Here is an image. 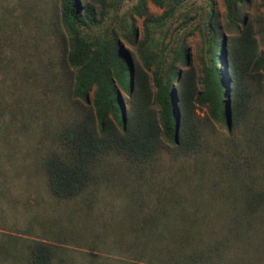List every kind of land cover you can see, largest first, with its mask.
I'll list each match as a JSON object with an SVG mask.
<instances>
[{
    "label": "trees",
    "instance_id": "1",
    "mask_svg": "<svg viewBox=\"0 0 264 264\" xmlns=\"http://www.w3.org/2000/svg\"><path fill=\"white\" fill-rule=\"evenodd\" d=\"M108 1L57 0L47 23L59 36V48L58 42L54 45L63 86L74 100V111L53 133L58 146L40 161L48 189L57 197L76 194L89 183L92 167L104 153L114 152L153 171L165 152L169 159H180L167 166L176 175L165 174V182H172L173 191L189 185L190 199L175 201L167 185L162 207L151 215L155 230L144 236L143 245H132L138 256L148 260L146 264H264V188L244 181L251 177L250 161L256 153L252 151L264 150V106L256 96L260 84L251 83L257 65L264 64V51H256L258 33L245 15L240 16V0H225V25L233 30L227 36L209 11L198 75L182 44L168 62L160 55L153 33L163 30L168 8L144 18V36L137 41L134 23L124 24L122 35L136 45L141 64L132 61L112 30L105 38L91 37L88 31L99 24ZM219 50L224 71L217 66ZM179 63L186 67L181 69ZM197 104L205 108L204 118L195 112ZM221 121L228 132L242 135L241 143L232 136L224 141L228 152L205 138V132ZM196 169L201 170L198 183L203 185L197 180L187 183L190 174L197 175ZM203 169L208 172L205 177ZM204 195L210 199L198 209V197ZM189 207L191 214H200L190 217ZM201 212L213 214L205 220ZM163 214L168 221L154 222ZM206 230L213 231L209 241L203 236ZM25 246V263L51 264L50 243L34 239Z\"/></svg>",
    "mask_w": 264,
    "mask_h": 264
},
{
    "label": "rangeland",
    "instance_id": "2",
    "mask_svg": "<svg viewBox=\"0 0 264 264\" xmlns=\"http://www.w3.org/2000/svg\"><path fill=\"white\" fill-rule=\"evenodd\" d=\"M163 2L158 5L155 0L108 1L101 21L88 32L91 37L105 38L112 30L132 61L141 64L136 45L122 35L124 24L134 23L137 41L144 36V18L168 8L163 30L155 29L153 33L160 55L168 62L182 44L189 65L198 75L203 67L200 57L209 11L216 16L224 36L233 32L225 25V0ZM57 3V0H0V264H27L24 256L28 247L25 245L34 239L52 245L51 264H146L148 260L139 257L132 245L136 242L143 245L144 236L155 230L150 226L151 215L162 207L167 185L175 201L183 204L187 197L189 185H179L173 191L172 182H165V174L176 175L167 166L177 163L179 158L169 159L162 152L161 164L151 171L150 166H136L114 152L104 153L92 167L89 183L76 194L57 197L47 187L41 158L58 146L53 133L74 111V100L65 93L58 63L59 36L51 33L47 24ZM238 5L240 16L245 15L258 33L256 51H264V0H240ZM222 61L219 50L217 66L224 71ZM178 66L186 67L182 63ZM151 69L152 66L149 76H152ZM255 70L251 83L260 84L256 96L258 103L264 106V64L260 62ZM119 94L126 97L121 87ZM195 107L198 117L204 118L205 108L200 104ZM231 136L242 142L241 133L228 132L223 121L205 132L207 142L222 152L229 151L224 141L228 143ZM252 152L256 153L250 161L251 177L244 181L264 188V150ZM196 170L197 175L190 174L189 182H185L194 184L197 180V184H201L198 183L201 170ZM202 172L203 177L208 173L206 169ZM198 198L197 208L200 209L210 196ZM189 199L190 196L186 202ZM191 210L189 207V216L200 214H191ZM201 214L206 220L213 212ZM155 221L164 223L168 218L158 215ZM212 235L211 230L203 232L206 241Z\"/></svg>",
    "mask_w": 264,
    "mask_h": 264
}]
</instances>
